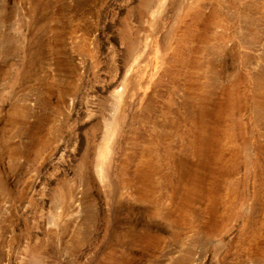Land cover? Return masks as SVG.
<instances>
[{"label": "rangeland", "instance_id": "1", "mask_svg": "<svg viewBox=\"0 0 264 264\" xmlns=\"http://www.w3.org/2000/svg\"><path fill=\"white\" fill-rule=\"evenodd\" d=\"M263 76L264 0H0V264H264Z\"/></svg>", "mask_w": 264, "mask_h": 264}, {"label": "bare ground", "instance_id": "2", "mask_svg": "<svg viewBox=\"0 0 264 264\" xmlns=\"http://www.w3.org/2000/svg\"><path fill=\"white\" fill-rule=\"evenodd\" d=\"M201 30H203V29H200V32H201ZM200 32H198V33H200ZM196 35V37L197 38H200V35L199 34H195ZM195 35H193L194 37H195ZM187 38V37H186ZM181 40H183V38H181L180 39V41ZM184 50L185 49H183V50H181L180 52H178V53H175V51L172 53L173 55H172V57H170V61L172 60V61H174V59L176 60V58H178V55L179 54H181V53H183L184 52ZM182 55V54H181ZM257 90L262 94V93H264V76L263 77H261V78H259L258 80H257ZM121 91V90H120ZM119 95H121V94H119ZM119 98V97H118ZM122 100V99H121ZM119 102H120V99H118V105L117 106H119ZM121 104V103H120ZM116 105V104H115ZM231 131H229L228 132V137L230 136V137H232L233 136V133H230ZM210 135L211 134H209L208 136L209 137H207L206 139H205V137L204 138H198V144L201 146H204V143L207 145L209 142H211V141H214V138L211 136L210 137ZM211 140V141H210ZM204 142V143H203ZM181 209V208H180ZM178 211V210H177ZM179 212V211H178ZM180 213V212H179Z\"/></svg>", "mask_w": 264, "mask_h": 264}]
</instances>
